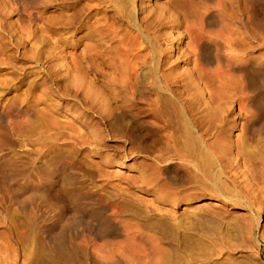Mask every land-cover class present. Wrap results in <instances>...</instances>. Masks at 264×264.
I'll list each match as a JSON object with an SVG mask.
<instances>
[{"label":"rangeland","instance_id":"obj_1","mask_svg":"<svg viewBox=\"0 0 264 264\" xmlns=\"http://www.w3.org/2000/svg\"><path fill=\"white\" fill-rule=\"evenodd\" d=\"M10 1L0 0L1 24L6 34L17 38L23 28L31 33H25L16 48L9 45L6 54L1 56L4 61L0 63V112L8 102H14L18 107L13 111L14 121L20 122L27 118L28 111L33 112L31 105L35 97L28 94L32 81L45 80L43 83L53 87L64 86L68 79L57 73L55 65L61 61L46 58L44 52L41 53L42 44L36 41L38 36H52L53 32L45 34L38 29L43 28L39 24L24 21L25 18L22 21L21 8ZM162 1L150 0V3L158 5ZM221 2V9L217 8L216 16L207 26L210 40L207 51L211 57L220 58L221 55L227 57L230 48L238 54L244 53L250 57L247 75L256 74L257 67L264 65V27L255 18L264 20V0ZM61 7L56 1L49 4L43 9L46 12L42 17L60 13ZM8 10L11 12L6 15ZM25 24L29 27H24ZM53 28L55 33L64 36L73 33L60 30L56 25ZM164 32H158L161 39ZM218 36H228L230 40L221 43ZM188 41L186 32L181 30L173 36L170 45L167 42L168 48L163 51L170 62L164 69L174 79L190 75L202 83L204 80L198 79L196 62L188 52ZM84 42L78 47L79 53L86 46ZM67 50L72 51V47L68 46L65 53ZM40 53L43 59L37 60ZM261 69L258 81L250 86V105L244 108L239 101L231 103L227 117L230 124L219 125L209 134L208 141L215 142L217 155H214L213 165L207 168L186 156L175 136L154 118L145 103L141 104L138 117L150 130L136 133L133 143L108 138L101 142L97 151L91 144L67 148L66 157L75 164L68 172L78 176V186L84 190L86 198L97 203L100 200L98 205L103 209L115 206L118 218L138 223L143 234L138 239L141 256L134 264H147L148 254L153 255L154 261L159 260L156 264H264V119L261 113V117L251 113L254 107L264 113V68ZM96 80L102 78L99 76ZM48 91L41 85L35 94ZM48 94L53 103L64 98L56 90ZM240 98L242 96L237 95L236 99ZM59 113L56 117L59 115L62 119ZM33 114L34 119L19 125L17 131L9 129V116L0 114V168L5 159H10L22 170L31 165L39 170L51 167L56 146L62 145L59 131L47 126L44 115ZM62 114L69 116L66 112ZM250 120L254 123L253 135L245 129ZM103 155H110L111 161L104 163ZM87 170H94L95 177H88ZM2 176L7 178V170L0 169V179ZM22 178L18 173L11 175L9 184L17 187ZM148 181L153 182L152 187L147 186ZM35 187L30 186V191ZM25 196L11 199L0 191V264H95L90 232L100 224L96 220L89 221V211L80 213L82 221L78 224L63 229L72 237L69 239L71 250L56 253L45 246L55 245L47 241V235L51 229L55 233L61 231L60 224L47 221L37 225L33 209L22 204ZM202 201H209L210 205L199 211ZM41 210L44 208H39L38 212ZM146 236L154 237V241ZM96 242L98 245L105 243ZM112 264L129 263L120 259Z\"/></svg>","mask_w":264,"mask_h":264},{"label":"bare ground","instance_id":"obj_2","mask_svg":"<svg viewBox=\"0 0 264 264\" xmlns=\"http://www.w3.org/2000/svg\"><path fill=\"white\" fill-rule=\"evenodd\" d=\"M55 1L62 5L60 13L43 18L42 14L46 12L43 9ZM248 1L253 3L256 0ZM10 2L17 3L21 8V20L25 18L24 21L39 24L43 28L38 29L45 34L53 32L52 36H38L36 41L42 44L41 53L44 52L46 58L61 61L55 65L58 67L57 73L68 79V83L51 87L43 83L45 80L32 81L28 94H34L35 97L34 104L31 105L34 107L33 112L28 111L27 118L20 119V122L14 121L13 111L18 108L16 103L8 102L1 108L0 114L9 116V129L13 131L32 120L34 112L44 115L47 126L58 129L62 145L56 146L51 167L46 170L35 169L33 165L22 170L10 159H5L0 169L7 170L8 176L0 179V191H4L11 199H20L26 194L22 199L24 202L20 201L24 207L33 209L37 225L47 221L60 224L61 231L55 233L51 229L47 235V241L55 244L45 246L49 251L64 253L71 250L69 239L72 237L63 229L82 221L80 213L87 210L89 221L96 220L100 224L90 232L91 241L94 242V263L112 264L121 259L134 264L141 256L138 239L143 234L138 223L118 218L115 206L103 209L98 205L100 200L97 203L86 198L84 190L78 186V176L68 172L75 164L67 159V148L91 144L92 149L97 151L101 142H106L108 138L133 143L136 133L150 130L142 125L138 117L141 104L145 103L149 105L154 118L175 136L178 147L187 153L186 156L207 168L213 165L214 155H217L215 142L208 141L209 134L219 125L230 124L227 117L231 103L239 101L244 108L250 105V86L258 81V72L264 65L257 67V73L249 76L246 65L250 57L244 53L238 54L235 49L230 48L227 57L210 56L207 51L210 42L207 26L216 16L217 8L221 9V0H164L158 5L150 3V0ZM66 5L70 8L67 9ZM70 10L73 12L69 13ZM10 12L8 10L6 15ZM255 20L264 27L263 18L256 17ZM1 22L2 18L0 63L4 61L1 56L6 54L9 45L16 48L22 43L24 34L31 33L23 28L21 36L14 38L12 34H6ZM28 25L25 24L24 27H29ZM53 25L74 34H57ZM9 27L13 28L12 23H9ZM160 30H165L162 39L158 35ZM181 30L189 38L188 52L196 62L200 74L198 79L202 78V83L190 75L174 79L170 73L165 72L164 65L169 64L170 58L163 50H167L173 36L180 34ZM217 40L227 43L230 37L218 36ZM82 42L86 46L79 53L78 47ZM68 46L72 47V51L67 50L65 53ZM41 53L37 60L43 59L40 57ZM99 76L102 80L97 81ZM41 85L49 90L48 93L56 90L64 98L53 103L50 94H35L37 87ZM239 94L242 98L236 99ZM214 104L216 106H212ZM210 105L212 109H209ZM52 106L60 112L62 119L59 115L56 117L57 112L54 113ZM261 111L259 107H254L251 113L253 116L262 115L264 119ZM63 112L69 116L62 114ZM253 124L251 120L245 124L249 135L254 134ZM101 159L104 163L111 161L110 155H103ZM17 173L23 175V178L17 187H12L9 178ZM86 174L92 178L96 172L87 170ZM32 185L36 187L30 191ZM147 186L152 187L153 182L148 181ZM209 205V201H202L197 210H206ZM39 208L44 210L38 212ZM146 237L154 241V237ZM100 240L105 243L98 245L96 241ZM161 253L163 254L162 250ZM146 258L147 264L159 262L154 261L151 254Z\"/></svg>","mask_w":264,"mask_h":264}]
</instances>
